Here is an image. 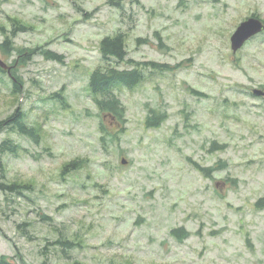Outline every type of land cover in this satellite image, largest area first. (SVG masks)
<instances>
[{
	"label": "rangeland",
	"instance_id": "1",
	"mask_svg": "<svg viewBox=\"0 0 264 264\" xmlns=\"http://www.w3.org/2000/svg\"><path fill=\"white\" fill-rule=\"evenodd\" d=\"M253 14L264 20V0H0V43L14 20L28 28L0 49V119L20 107L40 135L36 144L0 132L21 147L3 156L0 182L31 185L0 190V255L15 264H264V207L254 206L264 196V95L252 94L264 90V31L230 47ZM119 29L128 57L166 66L116 90L124 129L104 146L98 125L110 118L88 80L104 64L100 40ZM150 109L166 114L160 125L146 126ZM178 227L185 237L171 233Z\"/></svg>",
	"mask_w": 264,
	"mask_h": 264
},
{
	"label": "trees",
	"instance_id": "2",
	"mask_svg": "<svg viewBox=\"0 0 264 264\" xmlns=\"http://www.w3.org/2000/svg\"><path fill=\"white\" fill-rule=\"evenodd\" d=\"M124 1H135V0H108L109 3L123 7ZM254 15V14H253ZM28 28L21 22L14 20L13 27L10 30V35L4 32V38L0 43V49L8 53L10 49H13V37L20 32L26 31ZM1 30H4L1 27ZM122 30H117L113 35L104 36L99 42L100 57L103 61L102 66L95 68L88 80V92L94 105L97 107L99 114L104 117L109 116V125L104 123L102 120L99 122L98 129L101 133L100 142L105 146L106 138L109 136L112 140L113 137H117L124 129L123 122L125 121L124 113L125 108L119 99L116 90L119 87L133 89L135 88L144 78V69L149 67L151 71L156 69L162 70L161 65L154 61H138L128 57L126 50V37ZM42 53L47 58L56 60L61 59V55L51 51L44 50ZM119 64H125V67H119ZM148 65V66H146ZM6 75L4 68L0 66V79ZM13 75V74H12ZM11 88L13 93L20 92V82L12 78ZM53 98H58V102L62 105H66L63 97L56 93ZM108 118V117H107ZM166 118L165 113L156 112L153 109L149 110L146 115L145 124L146 126H158ZM115 127L112 130V127ZM3 130L13 131L20 136L26 137L28 140L34 143H39L40 135L36 130V127L29 124L26 120V114L20 107L14 109L10 114L0 119V132ZM215 142L212 143L214 147ZM222 147V146H218ZM21 149L18 142L12 138L5 137L0 140V175H4V163L3 156L5 154L17 155ZM82 164L81 159H73L70 162L64 164L60 170V175L64 177L71 171L77 169ZM195 166L208 175L211 167H204L195 164ZM30 184H20L16 182H0V190L4 193H15L22 194L26 189H30ZM256 208L264 207V196L259 197L255 202ZM171 233L178 237H185L186 232L183 227L173 228ZM58 244L64 247L73 248L74 242L67 238H59L56 240ZM0 264H15L12 260L7 257L0 255Z\"/></svg>",
	"mask_w": 264,
	"mask_h": 264
},
{
	"label": "water",
	"instance_id": "3",
	"mask_svg": "<svg viewBox=\"0 0 264 264\" xmlns=\"http://www.w3.org/2000/svg\"><path fill=\"white\" fill-rule=\"evenodd\" d=\"M264 30V21L257 16H248L236 26L235 30L230 35V47L233 52L240 49L244 43L251 37L259 34ZM0 66L6 68V63L0 57ZM252 94L255 96H263L264 90L254 88ZM124 159L122 162L124 163Z\"/></svg>",
	"mask_w": 264,
	"mask_h": 264
}]
</instances>
